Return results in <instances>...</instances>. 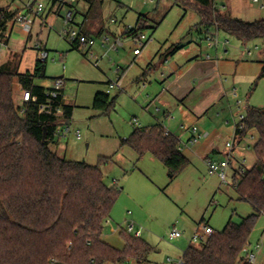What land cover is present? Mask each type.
Masks as SVG:
<instances>
[{
	"label": "trees",
	"instance_id": "trees-1",
	"mask_svg": "<svg viewBox=\"0 0 264 264\" xmlns=\"http://www.w3.org/2000/svg\"><path fill=\"white\" fill-rule=\"evenodd\" d=\"M105 0H79L88 6L79 30L88 21L101 19ZM185 8L195 7L205 25L238 38L243 44L264 38V19L246 21L222 13L214 0H174ZM53 5L59 0H52ZM17 11L0 6V42L10 41V27ZM140 15L124 36L137 35L148 26ZM103 22V21H102ZM151 28L156 29L157 26ZM102 29L98 31L101 33ZM72 49L84 46L71 43ZM177 46V45H176ZM178 47V46H177ZM175 49V48H174ZM177 49V48H176ZM22 91L29 90L37 102L27 110L15 100L14 78ZM264 77V68L260 78ZM47 61L37 59L33 70L20 72L14 61L0 66V264H126L149 262L153 247L145 239L121 232L122 249L103 239L107 221L121 193L117 185L105 180L102 165L112 161L100 157L97 164L70 160L56 150L61 120L71 119L74 106L65 103L64 93L55 99L62 106L64 118L40 112V105L50 98V88L37 84L46 80ZM117 96L98 92L93 108L103 113L115 105ZM245 127L237 129L240 138L257 133L254 144L257 160L253 167L236 170L233 184L239 199L253 207V213L237 223L232 217L222 231L215 232L198 248L190 244L183 253V264H251L244 248L250 244L259 217L264 214V107H248ZM180 139L161 124L136 127L121 140L139 157L152 154L167 168L170 181L189 165L179 150Z\"/></svg>",
	"mask_w": 264,
	"mask_h": 264
},
{
	"label": "rangeland",
	"instance_id": "rangeland-1",
	"mask_svg": "<svg viewBox=\"0 0 264 264\" xmlns=\"http://www.w3.org/2000/svg\"><path fill=\"white\" fill-rule=\"evenodd\" d=\"M15 1L25 4L32 0ZM37 2L44 5L42 18L51 17L49 24L43 26L42 18L38 17L33 26V39L20 42L12 38L10 44L0 54V63L6 60L11 51H16L18 53H15L12 61L20 72H26L33 70L37 59L40 58L37 45L49 52L48 79L36 82L50 87L54 79L64 78L66 102L74 106L69 125L72 132L62 138L65 147L61 148L60 156L94 165L99 162L100 157L112 158V161L102 165V170L107 184L113 186L117 181L119 188L125 187L129 175L135 171V168L144 167L146 171L150 170L153 189L147 193V196L145 195V202L150 203L147 208H134L130 204L131 201L121 199V192L111 213L115 215V227L118 229L127 210L133 211L131 218L137 222L138 227L143 228L142 238L153 247L148 256L149 262L145 264H170L169 259L174 262L180 260L191 244V238L200 223H208L215 232H218L225 228L231 217L233 221L239 223L242 217L253 213L251 204L239 199L233 185V174L244 160L243 167L246 169L256 162L254 144L258 136L255 131H251V135H254L253 139L247 136L236 148V156L232 158L226 182L217 173L211 172L206 161L202 162V160H192L173 181H170L167 168L159 160L156 161L159 168L155 171L152 170V166L136 164L135 151L129 146H122L121 140L134 131L135 126L132 124L134 116L140 118V114L146 111L143 105L144 99L134 98L133 90L141 64L133 63L135 55H133L131 38L124 36L123 45L118 49H107L102 46L104 35L98 33L109 25L112 33L115 34L112 36L113 43L115 37H120L126 28L137 24L140 15H143V18L146 16L150 20H148L149 27L142 31L149 37V41L144 49L148 48L153 55L158 51L157 63H161L167 53L174 52L177 43L195 44V46L203 44L208 47L200 29L205 30L208 27L215 32V25L203 24L195 7L185 8L175 4L174 0H105L101 19L86 23L87 32L97 40L93 52L99 54L100 61L99 66H95V61L89 60L85 49H72L70 41L62 35L66 27L64 20L66 9L59 12L60 4L53 5L52 0H37ZM216 3L221 11L228 12L233 17L247 21L264 19V8L253 0H216ZM86 7V3L80 2V11L85 10ZM112 19H116L117 22L111 23ZM83 21L84 12H79L74 17L71 27L78 29ZM158 23L156 29L151 28ZM229 40L232 44L229 55L239 56L240 52L247 48L252 50L251 55L248 53L245 55V61L249 63L241 66L249 69L244 76L240 73L241 77L236 85L237 90L241 91L236 100L242 101V112L247 111L246 105L264 107V77L260 78L264 68V38L244 45L239 43L236 37ZM119 67L122 71L118 74ZM120 75L123 77L121 88L110 92L111 98L117 96L115 105L107 113L94 109L95 95L98 92H107L109 81H116ZM140 84L142 87V83ZM14 92L15 100L19 103L22 90L16 77ZM75 130L81 131V140L76 138ZM231 137L229 140L233 139ZM227 141L222 140L221 149L226 150ZM218 157H220L217 158L218 160L224 159L226 153ZM173 227H177L183 233V237L170 240L167 234ZM263 232L264 214L259 217L252 233L253 242L262 240L264 247ZM117 239L121 240L120 244L124 242L119 235ZM192 244L201 248L203 243ZM260 252L258 264H261V257L264 256V250L261 256ZM126 264L139 263L131 261Z\"/></svg>",
	"mask_w": 264,
	"mask_h": 264
},
{
	"label": "crops",
	"instance_id": "crops-1",
	"mask_svg": "<svg viewBox=\"0 0 264 264\" xmlns=\"http://www.w3.org/2000/svg\"><path fill=\"white\" fill-rule=\"evenodd\" d=\"M253 2L259 3V6L264 8V0H259L258 2L253 0ZM23 5V3L15 0H0V6L7 7L18 13L23 9ZM214 5L220 12L231 15L228 12L221 11L216 0H214ZM69 8L73 10V18L79 12H84L85 14L88 10L87 6L85 10L80 11V2H76L66 6L60 5L58 11L62 12V10L66 9L67 12ZM42 12L39 15H33L34 24L38 17L42 18ZM41 20H43L41 24L44 26V24H49L51 17L42 18ZM113 20H115V22H113ZM116 22V19L111 20V23ZM200 30L208 47L203 46V44L195 46V44L185 45L183 43H177L176 45L178 47H175L174 52L167 53L161 63H157L156 55L158 51L153 55L152 51L146 48L143 49L142 53L139 55L133 53V55H135L133 63L135 62L136 64L142 65H140V72L135 79L136 84L133 85L134 98L137 100H139V98L144 99L143 105L147 112L143 111L140 114L141 119L134 116V119H137V123L133 120L132 124L135 128L147 127L155 124L163 125L169 132L175 134L180 139L184 147L182 152L189 159V164L192 160H202V162L208 159L218 160L220 158L218 156H222L226 153L225 149L223 150L220 148L222 140L226 139L227 141L231 136L233 139L236 138L234 117L242 112V108H239L237 105L238 100H236V97L241 91L237 90L236 85L238 84L239 77H241L240 73L244 76L247 69H249L246 67L241 68L242 65L249 63L245 61L248 48L240 52L239 56L229 55L230 48L232 47L229 38L234 36L229 35L217 27L215 32L211 31L208 27L205 30ZM207 30L218 40L217 44L210 45L206 35ZM105 33L109 34L111 37L115 35L112 33L109 25H106V28L101 32V34ZM9 34L10 41L7 46L10 44L12 38H16L20 40V42H23L27 40L31 41L34 37L33 29L31 32H28L19 25L11 26ZM121 36L124 37L123 33ZM238 41L243 44L239 39ZM257 47L258 46H256V48ZM222 48L224 49L223 51L221 50ZM15 53L17 54L18 52L11 51L6 60L0 63V66L6 62L12 61ZM140 83H142V87ZM64 100L65 103H67L65 94ZM246 107L248 108L249 105H246ZM157 108L161 110L157 111ZM71 120L72 118L66 121L61 120V123L69 126ZM193 126L198 127L199 132L203 133V138L197 144L189 146L187 142L192 135L191 128ZM247 136H250L252 139L254 138L251 132L248 133ZM247 136L239 141L240 145ZM62 142V138L58 137V144L56 145L58 153L62 150L61 148L65 147ZM136 155L137 156H134V158L137 157L135 160L136 164L143 163L144 166H152L153 171L158 170L159 164H157L156 161L159 159L152 154L148 153L142 157H139L137 153ZM150 174V170L146 171L144 167L143 169L142 167L135 168V171L129 175L125 187H121V199H125L128 202L131 201L130 204H132L134 208L146 209L147 205L150 203L145 202V195L147 196V193L153 189L151 187L153 182L150 180ZM118 184L119 183L116 181V185ZM129 211H131V214H129ZM133 214V211L128 209L118 229L115 227V215H111L110 219L107 221L103 239L112 246L122 249L125 246V241L120 244L121 240L117 239V235L122 237L121 232L125 224L129 220H134L131 218ZM135 223L137 222L135 221ZM201 224L203 223H200L199 227ZM263 237L264 232L262 238ZM249 245L251 250L259 245L257 250L258 259L259 252L261 251V256L264 250L262 240L253 242L251 236ZM261 264H264L263 255L261 257Z\"/></svg>",
	"mask_w": 264,
	"mask_h": 264
},
{
	"label": "built area",
	"instance_id": "built-area-1",
	"mask_svg": "<svg viewBox=\"0 0 264 264\" xmlns=\"http://www.w3.org/2000/svg\"><path fill=\"white\" fill-rule=\"evenodd\" d=\"M255 2H258L259 0H254ZM76 2H79V0H59L60 5H70L74 4ZM44 10V5L42 3H38L36 0L29 1L28 3H25L23 5V9L17 13L14 21L12 22V26H22L26 31L31 32L34 25V18L33 15H39ZM73 10L72 8H69L67 12L65 13L64 20H65V29L62 32V35L67 38L70 43H75L84 46V49L86 50L87 57L89 60L95 61L94 65L99 66L100 56L98 54H95L93 52V47L96 45L97 40L93 35H88L84 32H81L79 29L71 27V24L73 23ZM115 22V20H113ZM207 39L210 42V45H214L218 43V40L214 37V35L207 30ZM102 39V46L109 49H118L120 45H123V36L116 37L114 39V42L112 43V37L105 33L103 34ZM132 46H133V53L135 55H139L142 53L144 47L146 46L147 42L149 41V37L144 33L140 32L135 36L130 37ZM7 46L6 43L0 42V54L3 51V49ZM37 49L39 50V57L42 61H47L49 58V52L46 49H43L39 45H37ZM248 54H252V50L250 48L247 49ZM122 71V68H118V74ZM121 82L122 77L121 75L118 76L116 81L110 80L108 83V90L107 93H110L111 90L116 88H121ZM66 85V80L62 77L56 78L53 80L52 85L49 87L50 91V98L47 100V102L42 103L40 105V112L53 114L61 119L64 118V110L62 106L54 107L53 102L55 99L59 98L60 95L64 93ZM37 97L33 96L29 90L22 91V97L20 98L19 104L22 106L21 113L24 114L27 110V104L31 101L37 102ZM237 105L239 108H242V101L238 100ZM160 108H157V111H160ZM246 116V112H240L234 117V124H235V130L237 129H243L245 127L244 119ZM64 120V119H63ZM134 121L137 123V119L135 118ZM192 135L188 139L187 144L189 146H193L197 144L202 138L203 133H200L198 130V127L193 126L191 128ZM71 128L66 125L62 124L58 128V137L59 138H65L69 133H71ZM167 132H169L167 130ZM75 136L78 140L82 139V133L80 130H75ZM236 138L233 140H230L226 143V157L221 160H213L208 159L206 160V163L210 169L211 172L217 173L220 178L226 182L228 178V169L231 165L232 158L236 156V148L240 146L239 141L242 139L240 138L236 133ZM186 145V144H185ZM184 147L180 143L179 150L183 151ZM245 161V160H244ZM243 161V162H244ZM242 165L239 166L238 170H244L246 168ZM234 185V184H233ZM129 214H131V211H129ZM123 228V227H122ZM123 231H125L128 234L134 235L136 237L142 236V227H138L134 220H129L124 228ZM215 233V230L209 226L208 224H201L199 229L194 233V235L191 238V244L192 243H203L207 240L209 236ZM168 238L170 240H175L177 238L183 237V233L177 228L173 227L167 234ZM259 248V245L254 247V249H250V245H247L244 248V253L247 255V260L251 264H258L257 263V250ZM170 264H183V256L180 260L174 262L172 259H169Z\"/></svg>",
	"mask_w": 264,
	"mask_h": 264
}]
</instances>
